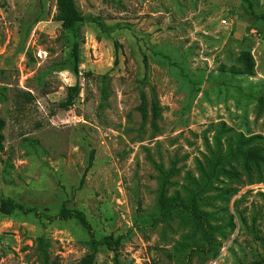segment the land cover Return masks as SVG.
Here are the masks:
<instances>
[{"label": "rangeland", "instance_id": "rangeland-1", "mask_svg": "<svg viewBox=\"0 0 264 264\" xmlns=\"http://www.w3.org/2000/svg\"><path fill=\"white\" fill-rule=\"evenodd\" d=\"M71 1L94 20L81 26L79 75L60 69L72 41L55 18L56 0H0V199L35 208L0 216V264H43L41 236L59 264L78 262L90 235L77 218L60 217L63 207L82 211L96 237H121V264H186L200 231L179 216L171 228L152 225L158 182L149 157L176 164L169 194L185 196L189 176L201 179L200 167L209 168L208 144L215 148L221 125L222 154L239 134L257 135L252 144L264 153V0ZM243 50L253 56L252 73ZM76 83L79 95L63 106ZM141 91L160 102L158 130L150 102L142 126ZM227 168L234 175H221L202 204L224 225L217 255L193 253L191 264L264 256V166L237 160ZM95 264H115L114 252L101 246Z\"/></svg>", "mask_w": 264, "mask_h": 264}, {"label": "trees", "instance_id": "trees-1", "mask_svg": "<svg viewBox=\"0 0 264 264\" xmlns=\"http://www.w3.org/2000/svg\"><path fill=\"white\" fill-rule=\"evenodd\" d=\"M57 14L56 20L61 23L62 30L68 34L71 38V53L70 58L65 66H61L60 69H68L73 74L79 75L80 72V38L82 35L81 26L87 21L85 17L79 12L76 5L71 0H56ZM264 19V15L259 16ZM98 26L102 29L103 33L107 37H113L111 30L104 26L100 21H96ZM115 52L116 59H118V53L121 47L119 41L115 38ZM239 59L243 62L245 71L252 73L254 70V59L251 53L247 50H243L240 53ZM146 68L148 69V62L144 59ZM147 69L146 76L147 77ZM81 91V86L76 83L68 87V93L66 100L62 103L63 106L69 107L72 105ZM108 87L107 82H103V96L107 98ZM141 103L138 109L142 116V126L148 120L149 117V102L151 104V123L154 130H158V119L161 116L162 108L156 95L153 93L150 100L144 91H141ZM259 108L264 111V95L258 97ZM6 126V120L0 118V138H4L3 129ZM228 129L223 124L218 130L216 135V146L212 148L208 144L209 149L213 154V159L209 163V168L203 166L201 169V179L189 176L190 186L187 188V194L181 195L179 192L169 194V189L172 185V178L178 172V168L174 162L169 167H166L162 161H156L149 157L154 164L158 182V196L156 201V213L152 219V225L157 226L161 224L164 229L171 228V221L174 216L181 217V222L184 225H190L193 229L199 230L202 238V244H196L194 247H190L187 256L186 264H191L190 258L193 253H200L203 256L214 257L218 251V235H221L224 231V225L214 223L215 215L212 212L202 209L203 201L206 199L204 196L212 187L216 180L221 175L232 176L234 172L227 168L232 161L241 160L245 168L251 166H264V153L263 151L254 146L252 143L258 139L257 135L245 137L243 134H239L234 139V145L229 141L228 150L225 154H222L221 147V135L226 133ZM94 161V151H91L89 156V163L86 171L81 179V183H84L86 172L92 167ZM35 211V208L26 206L12 197H2L0 199V216L12 215L17 212H21L24 215H30ZM63 219L75 217L81 223V225L87 230L90 235V250L76 263L73 264H95L96 257L101 246H105L114 252L115 264H121L119 259V250L121 237H114L111 235H104L100 238L96 237L93 226L86 217V215L77 209H70L63 207L59 213ZM182 249L189 246L186 244H180ZM38 254L43 264H59V262L51 257L48 251L47 243L44 237L38 239ZM264 256L251 262L250 264H263Z\"/></svg>", "mask_w": 264, "mask_h": 264}, {"label": "water", "instance_id": "water-1", "mask_svg": "<svg viewBox=\"0 0 264 264\" xmlns=\"http://www.w3.org/2000/svg\"><path fill=\"white\" fill-rule=\"evenodd\" d=\"M239 28H241V27H239Z\"/></svg>", "mask_w": 264, "mask_h": 264}]
</instances>
